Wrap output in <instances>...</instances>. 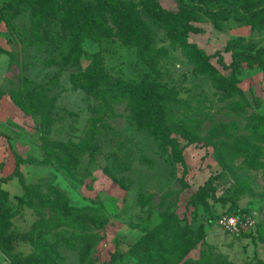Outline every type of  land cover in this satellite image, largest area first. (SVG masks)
Instances as JSON below:
<instances>
[{
    "label": "rangeland",
    "instance_id": "1",
    "mask_svg": "<svg viewBox=\"0 0 264 264\" xmlns=\"http://www.w3.org/2000/svg\"><path fill=\"white\" fill-rule=\"evenodd\" d=\"M161 4L177 10L174 0ZM12 22V32L0 23V47L8 53L0 56V177L14 167L9 139L19 156L32 161L21 166L30 189L40 185L43 192L46 183L52 184L65 192L71 206L96 207L107 217L106 227L92 232L93 245L84 264H108L118 256L116 264H136L134 245L141 236L179 235L200 226L207 246L196 243L179 264H264L262 71L245 66L237 76L240 92L229 96L214 88L206 75L196 74L190 58L172 46L166 31L151 25L156 47L167 49L166 57L159 58V79L176 91L180 101L166 117L172 136L184 149L183 177L182 166L163 154L147 131L137 129L127 100H111L102 86L92 94L73 88L71 73L85 72L89 61L82 58L79 66L65 62L66 53L50 43L59 32L55 20L46 27L42 24L36 38L30 11ZM193 25L200 31L190 33L189 42L206 54L221 52L226 64L231 54L224 48L231 39L243 37L246 44L264 48V31L234 20L215 25L204 18ZM83 48L99 54L104 71L114 79L136 81L147 70L116 38L86 40ZM211 63L228 77L215 59ZM183 127L195 133L196 142L188 143L180 135ZM182 177L189 186L186 190ZM208 181L214 191L206 198L207 205L192 204L190 195ZM2 188L14 204L23 195L16 179ZM139 194L151 196L147 206L139 205ZM221 215L237 216L239 232H225L217 222ZM38 216L25 209L14 219L15 253L32 251L21 238L30 234ZM52 234L46 237L56 244L57 264H81L80 250L64 243L67 227ZM10 260L0 252V264H11Z\"/></svg>",
    "mask_w": 264,
    "mask_h": 264
},
{
    "label": "trees",
    "instance_id": "2",
    "mask_svg": "<svg viewBox=\"0 0 264 264\" xmlns=\"http://www.w3.org/2000/svg\"><path fill=\"white\" fill-rule=\"evenodd\" d=\"M174 1L176 11L163 7L161 0H8L0 4V23H4L7 30L12 32L15 29L12 20L25 10L30 11L32 34L36 38L39 37L42 24L46 27L51 20H55L59 32H55L56 36L50 43L60 53H66L65 62L79 66L82 58L89 61L85 72L78 75L71 73L73 88L92 94L102 86L111 100H127L137 122V129L147 131L157 142L159 150L182 166L184 177L187 175L184 149L172 136L166 117L167 110L180 101L176 91L159 79V58L166 57L167 49L156 47L151 25L160 26L166 31L172 46H178L190 58L196 74L206 75L214 88L235 96L240 92L236 87L239 81L237 76L245 66L264 73V48L246 44L243 37L231 39L224 48V52L231 54V61L226 64L221 52L206 54L196 44L189 42V34L200 31L193 23L203 22L204 18L211 19L215 25L234 20L253 31L263 32L264 0ZM115 38L122 46L132 49L137 60L146 67V72L139 80L124 81L110 77L104 71L99 54H89L83 48L86 40L101 43ZM2 54L8 53L0 47V56ZM212 59L228 72V77L219 72L211 63ZM179 133L188 143L197 141L195 133L187 127L181 128ZM7 141L14 157V168L10 175L0 178V252L10 257L11 264H57L60 257L56 244H51L46 235L53 233L56 236V231L66 226L69 237L64 243L80 250V263L84 264L93 245L92 232L94 229L102 231L107 225V217L96 207L71 206L65 192L52 184L46 183L43 192L40 185L30 189L21 166L32 164V161L19 156L10 140ZM248 164L252 165L251 162ZM183 177L182 189L186 190L189 186ZM13 179L17 180L23 190V195L16 198V204L2 188L3 184ZM213 191L212 182L208 181L192 193L189 200L192 204L207 205L206 198ZM137 201L141 207L147 206L151 196L139 194ZM232 205L235 206L234 201ZM25 209L39 215L32 224L30 234L21 238L32 251L28 254L15 253L18 239L13 221ZM199 242L201 246H207L203 226L195 230L186 228L179 235L146 234L135 243L133 256L136 264H179ZM117 258L114 257L108 264H116ZM203 259L206 260V257Z\"/></svg>",
    "mask_w": 264,
    "mask_h": 264
},
{
    "label": "built area",
    "instance_id": "3",
    "mask_svg": "<svg viewBox=\"0 0 264 264\" xmlns=\"http://www.w3.org/2000/svg\"><path fill=\"white\" fill-rule=\"evenodd\" d=\"M218 225L228 233H238L242 224L239 218L234 215H222L217 219Z\"/></svg>",
    "mask_w": 264,
    "mask_h": 264
},
{
    "label": "crops",
    "instance_id": "4",
    "mask_svg": "<svg viewBox=\"0 0 264 264\" xmlns=\"http://www.w3.org/2000/svg\"><path fill=\"white\" fill-rule=\"evenodd\" d=\"M0 101H1V100H0ZM13 168H14V167H13ZM12 171H13V169H12ZM12 171H11V173H12ZM11 173H10V174H11ZM10 174H9V175H10ZM7 176H8V175H7ZM4 177H5V176H4ZM0 178H1V177H0Z\"/></svg>",
    "mask_w": 264,
    "mask_h": 264
}]
</instances>
